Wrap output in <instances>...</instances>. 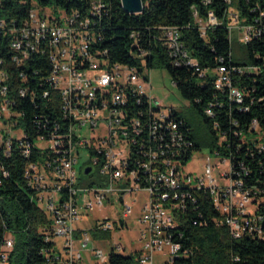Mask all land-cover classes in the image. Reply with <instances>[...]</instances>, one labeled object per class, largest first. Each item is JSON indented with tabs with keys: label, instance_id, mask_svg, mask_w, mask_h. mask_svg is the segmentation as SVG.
Masks as SVG:
<instances>
[{
	"label": "built area",
	"instance_id": "built-area-1",
	"mask_svg": "<svg viewBox=\"0 0 264 264\" xmlns=\"http://www.w3.org/2000/svg\"><path fill=\"white\" fill-rule=\"evenodd\" d=\"M28 2L0 0V41L5 59L14 62L11 70L15 71V80L6 81L5 66H0V154L8 159L17 151L28 159L25 183L32 200L51 221L44 230L49 244L43 251L45 264H83L90 232L94 238L99 232L128 229L126 221L134 210L126 199L140 193L146 194V201L138 213L142 227L138 264H156V252H163L161 264H176L189 257L179 242L183 235H175V228L182 224L188 210L198 211L195 194L201 191L209 195L219 214L216 222L234 239L264 241V198L259 199L246 187L242 177L246 168H236L217 150L216 155L221 157L218 166L208 163L202 176L184 172L183 159L193 145L189 129L176 119L175 109L166 110L153 97L145 52H141L137 66L112 63L107 51L97 49L100 38L95 26L104 5L95 0L85 13L60 10L61 14L55 11L52 16L31 3L23 15L19 10ZM230 18L235 23L229 25L230 38L236 28L243 31L241 40L245 44L260 35L252 26L242 24L237 14L230 12ZM217 24L212 12L207 22L199 21L203 35ZM161 37L176 66L184 63L200 72L177 28H164ZM257 72L259 69L253 66L220 65L208 74L214 76L217 90L242 105L246 94L235 86L234 78ZM206 73L201 72V76ZM47 99H56V108L35 114L32 130H25L15 100L38 109ZM207 114L212 115V111ZM86 127L91 131L90 139L78 135ZM253 129L261 141L264 132L257 121ZM224 140L221 137L219 143ZM257 148L264 151V143ZM34 154L39 155L36 161L32 160ZM80 162L82 170L99 168L108 185L77 188L76 167ZM0 171L4 177L9 176L1 161ZM114 195L121 206L115 212L117 219H97L91 229L76 227V223L89 220L95 209L113 206ZM199 222L207 223L201 219L193 224ZM14 247L11 232L0 234V264H9ZM115 248L123 250L121 246ZM96 256L103 257V252L98 251Z\"/></svg>",
	"mask_w": 264,
	"mask_h": 264
},
{
	"label": "trees",
	"instance_id": "trees-1",
	"mask_svg": "<svg viewBox=\"0 0 264 264\" xmlns=\"http://www.w3.org/2000/svg\"><path fill=\"white\" fill-rule=\"evenodd\" d=\"M42 6L52 5L56 9L71 13H85L95 0H37ZM104 5L95 30L100 40L96 47L108 52L112 63L140 66L141 52H145V66L148 70L163 68L172 79L183 99L189 102V112L175 111V117L189 129L188 138L192 147L185 153L183 162L188 164L192 155L201 147L216 148L222 156L229 157L236 168H246L242 174L247 188L264 198V151L258 145L264 137L258 138L253 129L257 121L264 132V0H143L141 14L130 15L121 6V0H96ZM209 1V2H208ZM32 6L31 0L20 8L23 15ZM236 10L239 21L252 26L259 36L246 44L249 64L236 61L231 49L229 32L230 12ZM212 12L218 24L206 29L205 35L199 21L207 22ZM166 27L177 28L182 37L189 58L198 63L200 72L182 63L176 66L169 50L161 39ZM135 34L133 39L131 36ZM5 59V52L0 53ZM4 66L15 80L14 65L5 59ZM224 65L228 68L253 66L257 73L235 76L234 84L246 94L242 105L231 101L226 92L215 87L214 76L208 74ZM201 72H207L201 76ZM47 99L42 107L28 106V102L15 100L22 126L32 130V117L51 112L57 106ZM212 115H208V110ZM225 138L221 144L220 138ZM216 150V151H217ZM38 154H34L36 161ZM1 164L9 172L4 177L0 171V234L11 232L15 237L14 251L9 264H45L43 251L49 248L45 242L44 230L51 221L32 200V192L24 180L28 159L13 152L10 158L0 154ZM240 173H242V170ZM248 175V176H247ZM196 213L187 211L179 230V240L189 257L176 264H264V241L259 239H234L228 229L216 221L218 212L214 209L208 194L197 192ZM264 212V211H263ZM206 221L205 225L194 220ZM177 235V234H176ZM95 237H109L110 233L99 232ZM140 253L129 256L111 253L109 264H138Z\"/></svg>",
	"mask_w": 264,
	"mask_h": 264
},
{
	"label": "rangeland",
	"instance_id": "rangeland-1",
	"mask_svg": "<svg viewBox=\"0 0 264 264\" xmlns=\"http://www.w3.org/2000/svg\"><path fill=\"white\" fill-rule=\"evenodd\" d=\"M28 1V0H26ZM31 3L40 11L55 16V11L60 13L59 9H56L52 5L42 6L37 0H31ZM232 14H238L236 10H231ZM230 23H234V19L230 18ZM243 31L239 29H234L231 31V49L233 53V58L236 61L249 64V54L246 44L241 40L243 38ZM151 86L152 95L154 98L159 99L163 103V107L168 110L173 108L179 112H189V102L183 99L178 91L177 87L173 84L172 79L169 74L163 68H154L151 73ZM79 136L85 137L87 139L91 138V131L88 127L84 128L83 131L78 133ZM216 148L211 147H201L199 151H196L188 164L186 165L184 172L191 173L194 176H202L205 173V166L210 163L213 167L218 166L221 161V157L216 155ZM78 177L76 180V187L79 189H89L91 187L107 186L108 181L105 176H103L99 168H95L89 176H83L84 170H82V162H80L77 167ZM224 168H222L223 170ZM214 176H217V172H214ZM89 197V196H88ZM118 197L113 196V206L109 208H103L101 210L95 209L92 212L90 219L83 222L76 223V227L91 229L92 222L97 219L102 220L105 217H110L112 220L117 219L116 210H120V203L117 202ZM144 201H146V194H134L127 197L126 202L133 207L134 213L127 219L128 229L118 230L113 229L110 232L109 237H94L90 232L91 241L88 246V252L85 256L83 264H109L110 255L112 252L129 256L134 252H137L141 245L138 242L139 233L141 230V225L138 223V213L142 207ZM90 221V222H89ZM121 246L123 250L119 251L115 247ZM102 251L103 257H97V252ZM163 252L155 253L156 264H161L164 260Z\"/></svg>",
	"mask_w": 264,
	"mask_h": 264
},
{
	"label": "water",
	"instance_id": "water-1",
	"mask_svg": "<svg viewBox=\"0 0 264 264\" xmlns=\"http://www.w3.org/2000/svg\"><path fill=\"white\" fill-rule=\"evenodd\" d=\"M121 6L124 11L130 15L141 14L144 10L143 0H121ZM93 171L92 168L84 170V175L88 176Z\"/></svg>",
	"mask_w": 264,
	"mask_h": 264
},
{
	"label": "bare ground",
	"instance_id": "bare-ground-1",
	"mask_svg": "<svg viewBox=\"0 0 264 264\" xmlns=\"http://www.w3.org/2000/svg\"><path fill=\"white\" fill-rule=\"evenodd\" d=\"M4 51V45L3 42L0 41V53ZM5 59L2 58V55L0 54V66H4ZM14 65V62H11ZM4 76L6 77V81H11L10 73L7 71V69H4ZM179 228H175V235H181ZM182 233V232H181Z\"/></svg>",
	"mask_w": 264,
	"mask_h": 264
},
{
	"label": "flooded vegetation",
	"instance_id": "flooded-vegetation-1",
	"mask_svg": "<svg viewBox=\"0 0 264 264\" xmlns=\"http://www.w3.org/2000/svg\"><path fill=\"white\" fill-rule=\"evenodd\" d=\"M93 172V171H92Z\"/></svg>",
	"mask_w": 264,
	"mask_h": 264
}]
</instances>
